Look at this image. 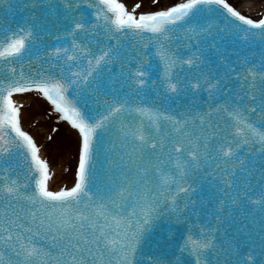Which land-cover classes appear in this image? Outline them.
Returning a JSON list of instances; mask_svg holds the SVG:
<instances>
[{"label": "snow or ice", "instance_id": "obj_1", "mask_svg": "<svg viewBox=\"0 0 264 264\" xmlns=\"http://www.w3.org/2000/svg\"><path fill=\"white\" fill-rule=\"evenodd\" d=\"M84 4L92 10L87 16L79 11ZM140 7L129 11L120 0H65V38L58 36L59 46L27 70L22 65L32 28L0 25V264H137L153 220L164 211L179 218L204 177L217 183L219 212L241 204L264 211V174L238 180L245 149L264 156V58L237 60L213 74L205 70L204 56L205 42L212 47L224 34L245 44L264 41V16L251 18L228 0H182L137 15ZM201 13L218 14L222 26L194 23ZM128 36L143 41L135 59L123 47ZM117 62V86L101 100L97 81ZM149 92L193 100L207 92L208 104L173 111L145 99ZM26 93L40 94L57 122H68L78 133L71 187L50 188L49 161L23 130V104L14 99ZM102 130H115L123 173L105 193L95 187L93 167ZM218 231L211 223L194 225L181 253L195 264H213L214 255L215 264H264V239L224 251L217 248Z\"/></svg>", "mask_w": 264, "mask_h": 264}, {"label": "water", "instance_id": "obj_2", "mask_svg": "<svg viewBox=\"0 0 264 264\" xmlns=\"http://www.w3.org/2000/svg\"><path fill=\"white\" fill-rule=\"evenodd\" d=\"M79 11L87 16L92 10L84 4L81 5ZM68 22L65 0H8L7 3H0V25H8L11 28L26 25L32 28L35 34L33 40L41 39L44 41L46 38L50 40L52 34H54L53 41H58V36L62 39L65 38ZM194 23L222 26L218 14L201 13ZM128 37L132 41H125L124 44L127 52L133 56L129 59H134L135 54L140 52L137 44L143 43V41L137 40L133 36ZM58 42L60 43V41ZM209 43L211 41L205 42L204 56L207 60L205 70L210 69L213 74H223L227 66L237 60L243 62L245 59L264 58V41L259 38L245 44L224 34L217 38V42L212 47L207 46ZM146 51L151 52L152 49ZM29 60H31V64ZM152 62L153 69L150 70V75L155 78L159 69L155 67V60ZM39 64L41 62L36 59V53L29 49L22 66L27 70ZM44 67H47L46 62ZM115 68L120 69L119 62L110 65L106 73ZM116 79L117 74L114 73L110 80L111 90L117 86ZM108 82L107 77H103L102 84L99 85L100 89L104 88L103 91H105ZM100 98L105 99V97ZM145 99L149 102L155 101L156 104L171 108L173 111L190 108L194 103L204 108L208 104L207 92L202 93L195 100L188 95L174 96L170 99L157 97L152 92H149ZM99 109L103 111V106L99 105ZM113 144H117L115 130L99 132L93 167L95 187L101 193L108 192L118 184L123 174L120 167L121 162L118 159L121 149L118 144L117 147L113 148ZM255 157L256 155L249 153L247 149L242 152L241 160L244 161L245 168L238 172L239 181H244L245 176L260 163ZM208 178L211 177L199 179L198 183L194 185L197 189L192 197L194 203L185 208L179 214V218L176 213L164 211L153 220L142 240L137 264H195L193 256H190L186 251L183 253L180 251L184 239L194 225L198 227L202 224L211 223L218 227L219 231L215 233V241L217 248L224 251H227L230 246H236L238 242L241 249L249 244L255 247L261 239H264V211L260 210L259 207L250 208L248 211L246 206L241 210V205H227L226 210L219 212L218 210L221 208V204L218 203L220 193L217 190L216 181L213 180L209 188L200 189L201 183H204ZM217 215H220L219 223L216 220ZM256 254L258 257V249ZM212 261L215 264V255Z\"/></svg>", "mask_w": 264, "mask_h": 264}, {"label": "rangeland", "instance_id": "obj_3", "mask_svg": "<svg viewBox=\"0 0 264 264\" xmlns=\"http://www.w3.org/2000/svg\"><path fill=\"white\" fill-rule=\"evenodd\" d=\"M247 1L256 4L258 10L254 13L242 12L243 14L254 19L264 16V0H228L240 11ZM179 2L182 0H159L158 3H154L153 0H124L123 3L130 9L139 3L141 7L136 12L142 13L165 9ZM33 100L26 109L29 126H31L32 131H38L40 140L46 141L45 155L47 160L57 167L63 165L62 170L65 172V177L59 184L64 183V186L69 187L75 180L79 139L64 121L57 122L58 114L52 110V107L48 106L40 94H35ZM54 129H59V131Z\"/></svg>", "mask_w": 264, "mask_h": 264}, {"label": "bare ground", "instance_id": "obj_4", "mask_svg": "<svg viewBox=\"0 0 264 264\" xmlns=\"http://www.w3.org/2000/svg\"><path fill=\"white\" fill-rule=\"evenodd\" d=\"M121 1L124 2V0H121ZM257 10H258L257 5L254 4V3H251L249 1L244 3L242 8H241V12H246V13H254ZM35 94H37V93H31V94H28V95L19 96V97L15 98V100L18 103H22L23 104L24 108L21 110L22 111V127L27 132L31 131V128H30L29 123H28L26 109L31 105V102L34 101L33 97H34ZM65 124L67 125V127L72 132L75 131L69 126L68 122H65ZM31 132H32V135H33V137L35 138V140L37 142V145L41 148V155L46 158V155H45V141L44 140H40L38 138V135H39L38 131H31ZM75 134L78 137V133L76 132ZM78 139H79V137H78ZM49 164H50V169H51L52 173L54 174L52 176V179L50 180V188L54 189V190H59L60 188L65 187L64 183L63 184H59V182L63 179V177H65V172H63V170H62V166L63 165L57 167V166L53 165L51 162H49Z\"/></svg>", "mask_w": 264, "mask_h": 264}]
</instances>
